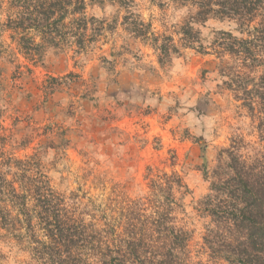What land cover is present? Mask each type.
I'll return each instance as SVG.
<instances>
[{"label":"rangeland","instance_id":"1","mask_svg":"<svg viewBox=\"0 0 264 264\" xmlns=\"http://www.w3.org/2000/svg\"><path fill=\"white\" fill-rule=\"evenodd\" d=\"M12 1L0 0V173L13 179L16 172L5 166L8 154H38L75 216L105 228L142 220L145 212L139 216L135 204L153 199L152 180L162 179L155 173L176 172L188 189H174V223L190 241L170 251L171 239H162L133 258H121L120 243L110 237L93 251L81 241L61 251L48 240L37 244L23 222L7 218L18 215L0 180V264H107L112 257L125 264H229L218 241L204 240L211 225L205 198L229 150L254 157L264 149V109L258 99L249 107L256 93L238 90L231 75L250 71L210 50L216 32L237 35L236 23L197 22L193 0H87L90 51L52 48L40 57L26 55L3 31L15 12ZM190 22L205 53L183 37ZM161 44L172 52L166 64L156 49Z\"/></svg>","mask_w":264,"mask_h":264},{"label":"trees","instance_id":"2","mask_svg":"<svg viewBox=\"0 0 264 264\" xmlns=\"http://www.w3.org/2000/svg\"><path fill=\"white\" fill-rule=\"evenodd\" d=\"M193 4L197 22L205 23L210 17H217L236 23L237 35L230 31L216 32L210 50L218 57L234 58L250 71L241 74L233 70L231 75L239 80L238 90H244L247 96L256 93V98L255 95L248 96L249 107L253 109V101L258 99L264 109V68L259 70L258 76H252V70L264 65V0H193ZM11 6L15 12L2 28L11 32L12 39L26 55L43 57L47 49L53 48L74 50L81 56L87 54L95 42L89 34L90 21L85 16L87 0H13ZM193 25L190 22L185 26L183 37L205 53L208 48L204 47ZM156 47L161 52L160 63H168L171 49L164 44ZM251 81L254 86L249 89L247 85ZM260 130L264 133V119ZM227 154L228 161L217 167L212 193L205 198V212L211 225L204 240L209 245H216L215 241H218L217 251L229 264H264V149L254 157H247L235 148ZM8 162L6 167L16 169L13 179L0 173V180L9 208L17 211L18 218L13 214L7 218L18 224L23 222L31 233L28 237L36 239L37 244L48 240L54 244L53 249L61 251L75 247L81 241L93 251L98 249L96 242L102 246L110 237L120 243L116 245V251L121 258L126 255L133 258L147 255L151 243L162 239H171L170 251L184 249L190 241L189 232L174 223V189H188L183 177L176 172L155 173L162 179L152 180L153 199H141L138 205L135 204L139 216L142 214L140 209L145 212L142 220L97 228L76 217L64 195L54 190L38 154L25 158L8 154ZM38 249L33 251L36 253ZM112 260L125 264L120 258L112 257Z\"/></svg>","mask_w":264,"mask_h":264},{"label":"clouds","instance_id":"3","mask_svg":"<svg viewBox=\"0 0 264 264\" xmlns=\"http://www.w3.org/2000/svg\"><path fill=\"white\" fill-rule=\"evenodd\" d=\"M109 11H111V9H109Z\"/></svg>","mask_w":264,"mask_h":264}]
</instances>
